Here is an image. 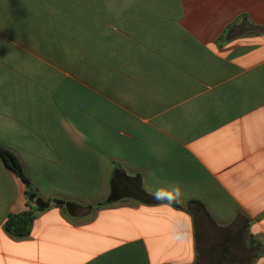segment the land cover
I'll return each instance as SVG.
<instances>
[{"label":"crops","instance_id":"crops-1","mask_svg":"<svg viewBox=\"0 0 264 264\" xmlns=\"http://www.w3.org/2000/svg\"><path fill=\"white\" fill-rule=\"evenodd\" d=\"M1 148L0 264H264V0H0Z\"/></svg>","mask_w":264,"mask_h":264},{"label":"trees","instance_id":"trees-1","mask_svg":"<svg viewBox=\"0 0 264 264\" xmlns=\"http://www.w3.org/2000/svg\"><path fill=\"white\" fill-rule=\"evenodd\" d=\"M0 156L6 162L8 168H10L28 187V191H27L28 200L30 201L35 200L37 204L40 205L39 208L43 206L44 209V208H48L50 205H54L64 209L65 211L69 212L72 215H78L79 211H84V209H86V211H90L92 209L91 206L87 208H83L78 204L62 201V200L43 201L42 199H36V194L32 192L30 180L26 176L22 168V165L20 164L17 157L9 150L3 148L0 149ZM134 197H136L139 201H141L144 204L156 205V204H161L163 202H170L172 205L178 207L175 201H171L167 199H163V200L154 199L152 195H149L141 187H136ZM117 198L118 197L115 195L113 189L109 198L104 203H99L98 206L111 202H116L118 200ZM34 218H35L34 211L32 210L24 211L18 214H11L8 217V220L5 225L6 231L15 237H20V238L26 237L31 233Z\"/></svg>","mask_w":264,"mask_h":264},{"label":"clouds","instance_id":"clouds-1","mask_svg":"<svg viewBox=\"0 0 264 264\" xmlns=\"http://www.w3.org/2000/svg\"><path fill=\"white\" fill-rule=\"evenodd\" d=\"M154 199L157 200H171L175 201L179 198L181 192L179 185H176L173 188H157L150 193Z\"/></svg>","mask_w":264,"mask_h":264}]
</instances>
